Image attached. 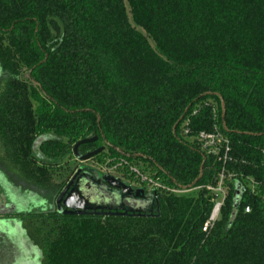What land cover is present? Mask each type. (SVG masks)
Returning a JSON list of instances; mask_svg holds the SVG:
<instances>
[{
    "label": "trees",
    "instance_id": "obj_1",
    "mask_svg": "<svg viewBox=\"0 0 264 264\" xmlns=\"http://www.w3.org/2000/svg\"><path fill=\"white\" fill-rule=\"evenodd\" d=\"M0 81V145L17 172L7 175L47 206L82 164L74 146L95 137L79 147L105 148L84 166L93 172L124 160L171 189L227 175L208 233L204 189H151L154 217L32 214L44 222L31 228L42 264H264V0H0ZM215 124L226 165L195 139Z\"/></svg>",
    "mask_w": 264,
    "mask_h": 264
},
{
    "label": "rangeland",
    "instance_id": "obj_2",
    "mask_svg": "<svg viewBox=\"0 0 264 264\" xmlns=\"http://www.w3.org/2000/svg\"><path fill=\"white\" fill-rule=\"evenodd\" d=\"M24 79H27V75H24ZM5 83L0 81V92L3 90ZM115 159L107 160L112 163ZM106 161V164L108 163ZM0 216L6 215L11 219L7 218L0 220V264H42V254L40 247L39 237L37 238L36 233L32 232L31 228H41L43 221H33L29 218H19L17 215L12 216L13 210H21L20 214L23 212L24 208H38L43 203V197L39 195L35 190H31L28 186L18 187L15 181L5 174L10 172L12 175H17V172L11 167V165L5 159V155L2 152L0 145ZM126 162L121 160L116 164L115 167H119L120 164ZM82 163V162H81ZM128 164V162H126ZM81 166H93L92 163L85 162ZM125 166V165H124ZM129 166V164H128ZM97 167V166H96ZM102 171L112 173L113 175L118 174L115 167L108 168L105 165L99 166ZM133 167V166H130ZM136 168V167H134ZM4 169V170H3ZM139 170V169H138ZM5 171V172H4ZM140 171V170H139ZM120 176V175H119ZM121 177V176H120ZM230 179V178H229ZM54 185L60 184V181L53 180ZM225 185V182H224ZM163 186V185H162ZM19 188V189H18ZM165 189H170L176 191L174 193L177 196L187 197L193 196L199 190L195 189H171L163 186ZM225 190L228 192L226 186ZM17 208V209H15ZM31 226V227H30ZM28 233V234H27ZM23 234L28 237L25 239ZM34 242V243H33ZM34 244V245H33Z\"/></svg>",
    "mask_w": 264,
    "mask_h": 264
},
{
    "label": "water",
    "instance_id": "obj_3",
    "mask_svg": "<svg viewBox=\"0 0 264 264\" xmlns=\"http://www.w3.org/2000/svg\"><path fill=\"white\" fill-rule=\"evenodd\" d=\"M96 140L97 137L90 140H83L74 146L73 153L77 158V160H79L82 163L88 162L93 157L97 156L98 154H100L105 150V148L102 147L86 155H82L79 153V147L81 145L94 143ZM79 173L80 171H78L77 174L71 179V181L68 183V186L63 190V192L60 194V196L57 199L58 212L60 214H64L68 216L151 217L148 215H153V213L155 212V210L152 209L147 212L149 214L147 213L143 214L142 211L131 208L133 202L130 201V199H127L126 197L130 196V194L134 191L135 196L133 198L134 199L136 198V203H139L144 198L145 190L132 189L123 180L115 178L112 175H105L102 178L103 183L106 184L107 188H110L115 192V199L118 202L128 203L130 204V207L129 206L119 207L113 210V208L110 207L94 206L93 204L94 201L91 199L92 198L91 195L86 193V191L82 189L83 187L82 182L80 183L79 179L75 182L76 177L79 175ZM83 176H86V174H83ZM67 192L68 195L66 196ZM240 195H241V189L240 186H237V191L235 193V199H234L235 207H238L239 205ZM61 203H63L64 208H62ZM153 207L155 208L154 205Z\"/></svg>",
    "mask_w": 264,
    "mask_h": 264
},
{
    "label": "flooded vegetation",
    "instance_id": "obj_4",
    "mask_svg": "<svg viewBox=\"0 0 264 264\" xmlns=\"http://www.w3.org/2000/svg\"><path fill=\"white\" fill-rule=\"evenodd\" d=\"M40 139H38V142H41ZM3 168V167H2ZM4 170V169H3ZM80 171L79 175L76 177L75 182L79 179V182H82V189L84 191H86V193L91 195V199L94 201L93 204L94 206L97 207H110L113 208V210L115 208H119V207H130V204L128 203H124V202H118L115 199V192L113 190H111L110 188H107L106 184L103 183L102 178L105 175H112L110 173L104 172L102 170H97L96 172L87 170L84 166L81 167H77L76 170L74 171V173L71 175L70 179L68 180V182L66 183V185L64 186V188L62 189V191L60 192V194L63 192V190L68 186V183L71 181V179L77 174V172ZM5 172V171H4ZM5 174L7 175V173L5 172ZM83 174H86V176H83ZM9 176V175H7ZM114 177V176H113ZM123 181H125V183L130 184L132 189H143L145 190V194H144V198L143 200H141L139 203H136V198L134 199L133 197L135 196V192L133 191L130 196L126 197L127 199H130V201H132V205L131 208L136 209V210H140L142 211L143 214H146L148 211L154 209L155 212L153 213V215H148L151 217H154L157 213V207H156V198L154 196V193H152L149 189L144 188L143 186H135L134 183H131L129 181H127L126 179H123ZM74 182V183H75ZM19 189V188H18ZM60 194L58 195V197L60 196ZM68 195V192L66 194V196ZM65 196V197H66ZM51 204L47 206V203H42V205H40L38 208H33V207H29V208H24L23 212L20 214L21 210H13L12 212V216L17 215L19 218H29L31 217L32 214H59L62 218V220L66 219L68 221V215H64V214H60L58 212V206H57V199ZM110 200V201H109ZM109 201V202H108ZM108 202V203H107ZM62 204V208H64L63 203ZM153 205L155 206V208L153 207ZM17 209V208H15ZM1 210V209H0ZM149 214V213H147ZM6 215H1L0 216V220L1 219H6ZM9 217V216H8ZM73 217V216H71ZM94 217H100V216H94ZM131 217V216H128ZM102 218H107V217H102ZM140 218V217H137ZM145 218V217H143ZM60 219V220H61Z\"/></svg>",
    "mask_w": 264,
    "mask_h": 264
},
{
    "label": "built area",
    "instance_id": "obj_5",
    "mask_svg": "<svg viewBox=\"0 0 264 264\" xmlns=\"http://www.w3.org/2000/svg\"><path fill=\"white\" fill-rule=\"evenodd\" d=\"M197 113L198 111L195 110L192 115L195 116ZM214 115H215L214 119L217 120V114L215 110H214ZM190 123H191V117L186 118L184 121L185 135H189L191 133L189 129ZM195 139L198 142L199 146L201 147V150L207 156H212L216 158V160L222 163L223 165H226L227 162L231 160L230 142L220 131L217 124H215L214 130L212 132H206V131L200 132L198 133ZM124 165L130 168V172L134 174L135 180L139 182L137 186H142V184H147L150 191L151 189L153 191H157L158 189H165L157 181H154L152 178H148L147 176L143 175L138 169L128 166L126 162H123V164H120L119 167H123ZM233 177L234 175H229V178H233ZM226 178H227V175L225 173V169H223L219 175L218 184L216 186L211 185V186H203V187L198 188V189L206 190L207 192L212 194L214 197L213 199L214 207L211 211L209 218L207 219V221L204 223V226H203L204 233H208L215 226L217 221L220 219L221 211L225 205L227 195H228L227 191L224 188L225 186L224 182ZM165 190L170 191L172 193H176V191L174 190H170V189H165ZM249 212H250V209L246 208V213H249Z\"/></svg>",
    "mask_w": 264,
    "mask_h": 264
},
{
    "label": "crops",
    "instance_id": "obj_6",
    "mask_svg": "<svg viewBox=\"0 0 264 264\" xmlns=\"http://www.w3.org/2000/svg\"><path fill=\"white\" fill-rule=\"evenodd\" d=\"M110 174H112V173H110ZM115 178H118V179H121L122 180V178L119 176V174H116V175H113ZM125 182V181H124ZM128 184V183H127ZM129 186H131L130 184H128ZM136 186V185H135ZM18 217V216H17ZM7 218H9V219H11L10 217H8L7 216ZM1 220H3V219H1ZM28 234V233H27ZM23 236L25 237V239H27L28 240V237H26V235L25 234H23ZM34 243V242H33ZM34 245V244H33ZM0 247H1V245H0Z\"/></svg>",
    "mask_w": 264,
    "mask_h": 264
}]
</instances>
